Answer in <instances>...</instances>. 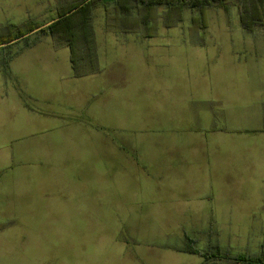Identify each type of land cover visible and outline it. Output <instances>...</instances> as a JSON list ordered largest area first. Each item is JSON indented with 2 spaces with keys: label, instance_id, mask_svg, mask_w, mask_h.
I'll return each mask as SVG.
<instances>
[{
  "label": "rangeland",
  "instance_id": "374dc122",
  "mask_svg": "<svg viewBox=\"0 0 264 264\" xmlns=\"http://www.w3.org/2000/svg\"><path fill=\"white\" fill-rule=\"evenodd\" d=\"M57 6L0 0V34L29 18L48 21ZM197 16L186 10L176 26L160 19L155 31L111 33L95 10V72L82 77L70 49L48 35L3 53L15 59L8 76L0 69V120L15 131L0 141L10 155L0 264H203L178 251L186 239L198 250L264 252V174L237 161L230 172L216 170V157L208 172L198 132L213 120L256 124L239 116L264 101V25L244 31L235 5L208 9L206 29L194 28ZM212 96L227 101L226 113L209 109ZM25 118L35 123L19 125ZM21 163L35 171L28 186L15 180ZM184 180L196 209L186 219L175 212L181 190L165 188Z\"/></svg>",
  "mask_w": 264,
  "mask_h": 264
},
{
  "label": "trees",
  "instance_id": "16d2710c",
  "mask_svg": "<svg viewBox=\"0 0 264 264\" xmlns=\"http://www.w3.org/2000/svg\"><path fill=\"white\" fill-rule=\"evenodd\" d=\"M56 15L48 21L37 23L29 18L22 24L8 25L5 33L0 34V44L8 43L43 24L53 21L52 24L34 33L33 35H48L56 39L60 44L70 49V61L74 76L80 77L95 72L93 64L96 62V48L94 44L93 14L95 10L104 11L105 30L111 33H128L142 28L150 27L157 30L162 19L165 27L176 26L183 20L186 10L198 11V16L192 18V24L196 29H206V11L208 9H223L229 12V7L235 5L238 9L239 23L246 32H253L257 27L264 25V0H56ZM159 9H163L162 13ZM174 17V21H172ZM32 35V36H33ZM32 36H28L18 42L23 47L29 48L33 43ZM11 45L0 47L3 55ZM19 52V51H18ZM83 54H86L87 59ZM10 56H2L0 67L7 72ZM89 63L90 69L81 70L80 65ZM186 244L178 248L190 254L203 258V264H264V252L257 255L233 254L227 250H221L218 244L210 245L205 250H198L195 242L186 239Z\"/></svg>",
  "mask_w": 264,
  "mask_h": 264
},
{
  "label": "crops",
  "instance_id": "0c3cea01",
  "mask_svg": "<svg viewBox=\"0 0 264 264\" xmlns=\"http://www.w3.org/2000/svg\"><path fill=\"white\" fill-rule=\"evenodd\" d=\"M30 48V47H29ZM14 56L12 57L11 61H14ZM9 62V63H10ZM71 62V61H70ZM8 63V67H9ZM2 72L4 70L0 67ZM73 71V69H72ZM9 73V71L7 70ZM6 72H4L5 74ZM7 73V74H8ZM74 74V71H73ZM6 75V74H5ZM88 75V74H87ZM8 76V75H6ZM85 76V75H84ZM82 77V76H80ZM259 95V94H256ZM225 97V96H224ZM257 98L256 96H254ZM224 101V102H223ZM209 103V109H215L220 111V114L223 110H225V113L227 110V106H230L226 100H222L220 96H212L208 100ZM259 109L255 108L254 111L251 113H248L249 115H242L239 116L240 119L244 120L246 117L247 122L249 121H257L256 124H235V125H216V123L210 122L205 128L202 130L198 129V132L201 133V138L205 139L204 143V152L203 156L207 158L205 165H208V172L209 169L212 168L211 161L212 158L216 157L215 165L216 170H227L230 172L231 167L234 163L242 164L245 166L242 171H251L252 174L257 173V176H260L263 178L264 169L259 165V162L261 159L264 160V101L260 102V105L258 106ZM211 112V110H210ZM210 114V113H209ZM212 114V113H211ZM226 115V114H225ZM197 116V115H196ZM214 117V118H213ZM212 118L215 119L214 113L212 114ZM35 120L30 118H25L24 121L19 123V125L25 126L34 124ZM1 126H0V141L2 139H6L8 135L15 131L13 125L15 123L11 124V128L8 127L7 122H3L0 120ZM5 124V125H4ZM205 130L204 132H202ZM26 132L25 127L23 128V132ZM193 147H195V144L193 143ZM196 150V149H195ZM20 154V152H19ZM22 155H20L21 157ZM24 156L27 157V154ZM10 158V155L8 151L6 150H0V184L2 183L3 179L5 178V175L9 171V163L8 160ZM4 162V165L2 164ZM32 164H23L20 165V170L15 177V180H17L20 183H25V186H28L29 183L32 182V177L34 178L35 171L33 170V166L31 168ZM260 166V168H257ZM30 168V169H29ZM211 172L209 173V175ZM245 176L250 177L248 174ZM184 181H178L175 183H168L165 187L167 189H180L181 192L178 193V196L181 200L180 206L175 209V212H177L179 218H191L192 214H196V209L192 208L190 205H188V199H185V193H187L186 187L194 186L193 184L189 182ZM35 182V181H34ZM242 182H245V180H242ZM162 188V189H165ZM176 194V193H175ZM174 211V209H172ZM210 211H213L212 206L209 209ZM2 218V217H1ZM0 218V220H1ZM8 220H11V218H7ZM1 222V221H0ZM174 249V248H173ZM176 250V249H175ZM179 251V250H178ZM190 254V253H189ZM196 264V263H193Z\"/></svg>",
  "mask_w": 264,
  "mask_h": 264
},
{
  "label": "water",
  "instance_id": "95a60500",
  "mask_svg": "<svg viewBox=\"0 0 264 264\" xmlns=\"http://www.w3.org/2000/svg\"><path fill=\"white\" fill-rule=\"evenodd\" d=\"M52 23H53V21H49V22L43 24L42 26H40V27H38V28L32 30L31 32H28V33H26V34H24V35H22V36H20V37H18V38H16V39L10 41V42H8V43L0 44V47H5V46H7V45H12L13 43H16V42H18V41H20V40H22V39H24V38H26V37H28V36H30V35H33L34 33L40 31L41 29L47 27L48 25H50V24H52Z\"/></svg>",
  "mask_w": 264,
  "mask_h": 264
}]
</instances>
